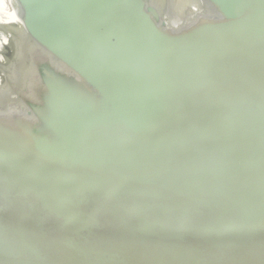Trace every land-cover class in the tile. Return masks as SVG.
I'll return each mask as SVG.
<instances>
[{"label":"water","instance_id":"95a60500","mask_svg":"<svg viewBox=\"0 0 264 264\" xmlns=\"http://www.w3.org/2000/svg\"><path fill=\"white\" fill-rule=\"evenodd\" d=\"M18 1L0 264L264 259V0Z\"/></svg>","mask_w":264,"mask_h":264},{"label":"bare ground","instance_id":"6f19581e","mask_svg":"<svg viewBox=\"0 0 264 264\" xmlns=\"http://www.w3.org/2000/svg\"><path fill=\"white\" fill-rule=\"evenodd\" d=\"M25 13L18 0H0V32L17 30L25 21Z\"/></svg>","mask_w":264,"mask_h":264},{"label":"crops","instance_id":"0c3cea01","mask_svg":"<svg viewBox=\"0 0 264 264\" xmlns=\"http://www.w3.org/2000/svg\"><path fill=\"white\" fill-rule=\"evenodd\" d=\"M248 253L234 256L238 264H264V259L261 257H250ZM248 257V258H247Z\"/></svg>","mask_w":264,"mask_h":264},{"label":"rangeland","instance_id":"374dc122","mask_svg":"<svg viewBox=\"0 0 264 264\" xmlns=\"http://www.w3.org/2000/svg\"><path fill=\"white\" fill-rule=\"evenodd\" d=\"M235 250H231V249H227V250H225L224 251V254L225 255H228V254H231V253H233ZM209 261H210V259H215L214 257H209V258H207Z\"/></svg>","mask_w":264,"mask_h":264}]
</instances>
